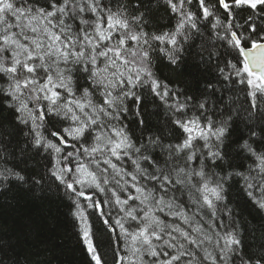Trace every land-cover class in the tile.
<instances>
[{
	"label": "snow or ice",
	"instance_id": "snow-or-ice-1",
	"mask_svg": "<svg viewBox=\"0 0 264 264\" xmlns=\"http://www.w3.org/2000/svg\"><path fill=\"white\" fill-rule=\"evenodd\" d=\"M262 106L264 0H0V197L68 201L90 264L88 208L118 264H264Z\"/></svg>",
	"mask_w": 264,
	"mask_h": 264
},
{
	"label": "trees",
	"instance_id": "trees-1",
	"mask_svg": "<svg viewBox=\"0 0 264 264\" xmlns=\"http://www.w3.org/2000/svg\"><path fill=\"white\" fill-rule=\"evenodd\" d=\"M156 16L166 30L169 19L162 7L156 12ZM171 23H175V20ZM159 74L170 75L169 69L163 63L159 65ZM172 78L180 79L177 76ZM239 87L241 86L238 85L237 88ZM235 95L245 108L251 102L243 92L236 91ZM0 115H7V113H0ZM255 119L258 124H264V120H260L259 116ZM231 196L233 206L239 205L237 210L244 218L252 220L256 216L254 208L245 202L246 197H236L235 188ZM94 199L105 200L106 197L98 194ZM9 201L12 202L11 206H8V202L0 197V243L6 246L5 250L10 255L18 256L21 264H25L26 258L27 264H37V261H43L44 264L49 262L50 264H90L86 246L82 243L78 229L74 227L75 222L69 214L68 201L55 197L36 200L15 190L9 193ZM87 203V201L84 202L85 205ZM102 210L105 217L109 214L111 218L122 215L114 207L107 205ZM85 215L88 217L87 226L96 234L95 242L98 244V255L102 257V264H118L123 257L122 254L131 244L130 240L125 241L118 227L114 232L107 230L102 224V218L95 210L88 208ZM159 215L161 219H164V214ZM256 222H259V217L256 218ZM168 223L172 221L169 220ZM182 227L188 228V225H182ZM134 258L129 257L130 260Z\"/></svg>",
	"mask_w": 264,
	"mask_h": 264
},
{
	"label": "rangeland",
	"instance_id": "rangeland-1",
	"mask_svg": "<svg viewBox=\"0 0 264 264\" xmlns=\"http://www.w3.org/2000/svg\"><path fill=\"white\" fill-rule=\"evenodd\" d=\"M85 227H88L87 224H85ZM120 234H121V233H120ZM130 243H131V241H130ZM130 243H129V244H130ZM129 254H130V253H129L128 248H127V251H125L124 254H122V256H123V257H124V256H128V257H130L131 255H129ZM134 259H135V258H134ZM126 263H127V262H126Z\"/></svg>",
	"mask_w": 264,
	"mask_h": 264
}]
</instances>
